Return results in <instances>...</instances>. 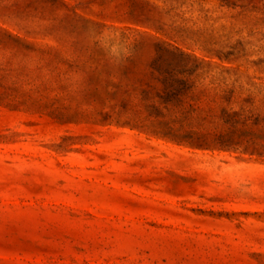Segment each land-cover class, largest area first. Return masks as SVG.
<instances>
[{
  "label": "rangeland",
  "instance_id": "1",
  "mask_svg": "<svg viewBox=\"0 0 264 264\" xmlns=\"http://www.w3.org/2000/svg\"><path fill=\"white\" fill-rule=\"evenodd\" d=\"M0 264H264V0H0Z\"/></svg>",
  "mask_w": 264,
  "mask_h": 264
}]
</instances>
